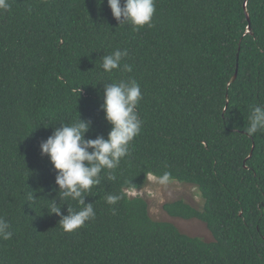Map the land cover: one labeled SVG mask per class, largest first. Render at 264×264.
Masks as SVG:
<instances>
[{
    "label": "trees",
    "instance_id": "obj_1",
    "mask_svg": "<svg viewBox=\"0 0 264 264\" xmlns=\"http://www.w3.org/2000/svg\"><path fill=\"white\" fill-rule=\"evenodd\" d=\"M9 3L0 11V217L12 237H0V264H264V130L244 132L264 106V0H155L152 26L138 30L119 25L107 0ZM117 49L129 55L105 72L103 56ZM131 79L141 131L116 179L104 170L85 193L95 218L65 232L50 199L65 215L80 206L60 201L41 142L80 117L91 121L86 138H107L104 84ZM150 174L198 186L201 209L181 199L163 208L205 222L214 240L153 219L147 200L128 194Z\"/></svg>",
    "mask_w": 264,
    "mask_h": 264
},
{
    "label": "clouds",
    "instance_id": "obj_2",
    "mask_svg": "<svg viewBox=\"0 0 264 264\" xmlns=\"http://www.w3.org/2000/svg\"><path fill=\"white\" fill-rule=\"evenodd\" d=\"M103 3V0H100ZM114 18L120 24H131L137 30L140 27L152 26L155 13V0H107ZM9 0H0V11L10 10ZM129 55L128 50H115L104 55L101 67L111 72L121 66V61ZM124 69L131 72V65L124 64ZM142 98L139 83L135 79L104 84V95L101 109L106 120L111 124L107 138L99 135L86 138L91 121L81 117L71 123L55 128L54 132L41 142V154L47 155L56 171V185L60 201L70 198L80 206L74 210L68 205V214L62 212V206L55 198L46 206L49 214L61 217L59 226L65 232H72L82 227L86 221L95 218L93 203L85 202V193L91 194L93 186L101 184V173L108 170V179L115 180L112 170L116 169L122 158L129 153L130 142L137 136L142 127V120L136 107ZM264 130V106L252 108L245 128L249 136ZM167 180V174L161 182ZM120 194H108L106 203L113 205L123 198ZM113 211H115L113 209ZM10 224L0 217V237L7 240L12 237Z\"/></svg>",
    "mask_w": 264,
    "mask_h": 264
},
{
    "label": "rangeland",
    "instance_id": "obj_3",
    "mask_svg": "<svg viewBox=\"0 0 264 264\" xmlns=\"http://www.w3.org/2000/svg\"><path fill=\"white\" fill-rule=\"evenodd\" d=\"M128 194L132 197L138 195L144 197L148 202L149 214L153 219L172 222L180 231L190 236H198L206 241L214 240L205 222L197 218L174 217L163 208L165 203L181 199L201 209L204 205V198L198 186L177 180H166L162 183L161 178L150 174L141 189L128 190Z\"/></svg>",
    "mask_w": 264,
    "mask_h": 264
},
{
    "label": "water",
    "instance_id": "obj_4",
    "mask_svg": "<svg viewBox=\"0 0 264 264\" xmlns=\"http://www.w3.org/2000/svg\"><path fill=\"white\" fill-rule=\"evenodd\" d=\"M245 5H246V2H245ZM246 14L248 16V19L250 20V17L247 11H246ZM249 31H251V26H249ZM237 75H238V70L236 71L235 75L232 77V82L237 78ZM251 155H252V152H251Z\"/></svg>",
    "mask_w": 264,
    "mask_h": 264
}]
</instances>
